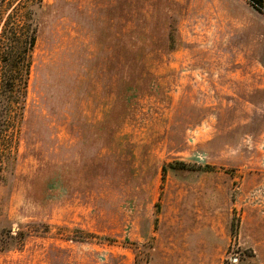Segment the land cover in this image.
Returning a JSON list of instances; mask_svg holds the SVG:
<instances>
[{"label":"rangeland","instance_id":"374dc122","mask_svg":"<svg viewBox=\"0 0 264 264\" xmlns=\"http://www.w3.org/2000/svg\"><path fill=\"white\" fill-rule=\"evenodd\" d=\"M42 1L0 0V264H264V0Z\"/></svg>","mask_w":264,"mask_h":264},{"label":"trees","instance_id":"16d2710c","mask_svg":"<svg viewBox=\"0 0 264 264\" xmlns=\"http://www.w3.org/2000/svg\"><path fill=\"white\" fill-rule=\"evenodd\" d=\"M42 3L40 0V6ZM252 3L258 9H263V0H252ZM22 22L19 26L8 25L4 29L0 43V59L3 62L0 85L12 83L15 86L20 82L25 88L27 86L32 53L37 42L38 24L32 26L25 18Z\"/></svg>","mask_w":264,"mask_h":264}]
</instances>
